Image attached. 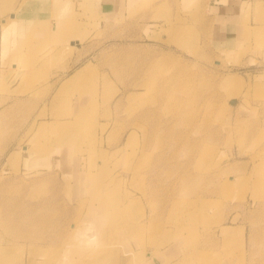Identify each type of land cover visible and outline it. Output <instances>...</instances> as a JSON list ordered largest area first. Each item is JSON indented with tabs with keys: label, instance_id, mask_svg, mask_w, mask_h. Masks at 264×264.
Listing matches in <instances>:
<instances>
[{
	"label": "rangeland",
	"instance_id": "374dc122",
	"mask_svg": "<svg viewBox=\"0 0 264 264\" xmlns=\"http://www.w3.org/2000/svg\"><path fill=\"white\" fill-rule=\"evenodd\" d=\"M27 1L0 0V264H264V0L229 47L211 0H63L18 41Z\"/></svg>",
	"mask_w": 264,
	"mask_h": 264
},
{
	"label": "crops",
	"instance_id": "0c3cea01",
	"mask_svg": "<svg viewBox=\"0 0 264 264\" xmlns=\"http://www.w3.org/2000/svg\"><path fill=\"white\" fill-rule=\"evenodd\" d=\"M58 1V0H57ZM99 8V16L102 19H110L120 13L121 9L126 6V0H97ZM257 1V0H256ZM255 0H251L252 6H255ZM247 0H211V9L215 13V17L219 18V41L221 45L229 47L239 44L245 38L255 39L253 30L256 22L254 17L249 29L242 27V10ZM63 4L58 9L56 0H28L19 14L16 13V19L12 24L15 38L20 41H27L30 37H40L47 35L50 31L55 6L57 12L68 7L63 0H59L58 4ZM65 3V4H64ZM14 21V20H13ZM244 28V29H243ZM247 32L248 35L244 34ZM47 33V34H46ZM76 39H71L75 41ZM75 43H73V46Z\"/></svg>",
	"mask_w": 264,
	"mask_h": 264
},
{
	"label": "bare ground",
	"instance_id": "6f19581e",
	"mask_svg": "<svg viewBox=\"0 0 264 264\" xmlns=\"http://www.w3.org/2000/svg\"><path fill=\"white\" fill-rule=\"evenodd\" d=\"M59 1V0H58ZM57 0H56V2H58ZM11 17H13L14 19H16V13H13L12 12V14H11ZM90 68H89V66L87 65V66H85V67H83V68H81L80 70H78L73 76H72V78L70 79L71 80V82H76L77 80H82L84 77H86V76H88L89 75V73L91 72V70H89ZM85 79V78H84ZM81 117H83V116H80L79 117V120H80V118ZM85 118H86V116H85ZM82 121H83V119H82ZM81 122V121H80ZM79 122V123H80ZM43 123V122H42ZM42 126H40L39 127V130L41 131V133L42 134H45V132H47V129L49 128L48 126H47V124H41ZM81 125V124H80ZM75 126V125H74ZM73 127V126H72ZM76 127V126H75ZM65 142H68V140H65L64 139V142L63 143H65ZM27 148L25 149V152H28V151H30L31 150V147L30 146H26ZM32 151V150H31ZM81 175H82V177L83 178H86V177H84L83 175H85L86 174V172H81L80 173ZM91 177H89L88 178V180L90 181L91 179H90ZM96 184V187L97 188H99L100 187V185H99V182L97 181V183H95ZM102 191V192H101ZM103 193V194H102ZM108 192H105L104 191V189H101L100 190V192H99V198L102 200V202L105 204V206H108V208H109V205H107V202H108V199H106V198H110L108 195ZM93 213H95V210L93 211ZM106 217H108L109 218V210H108V212H107V216ZM110 220H108V222H109ZM110 226V225H109ZM223 230H224V228H223ZM227 230V229H226ZM135 254V253H134ZM103 256H106V255H103ZM111 256V255H110ZM139 253L136 255L135 254V256H134V258H136V257H138V259H141V256H140V258H139ZM98 258H101L100 256L98 257ZM104 258V257H103ZM111 258V257H110Z\"/></svg>",
	"mask_w": 264,
	"mask_h": 264
}]
</instances>
